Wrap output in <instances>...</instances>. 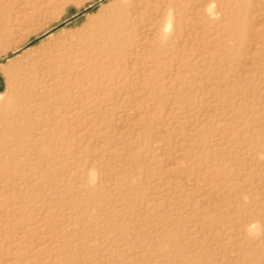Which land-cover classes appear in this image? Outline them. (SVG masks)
Here are the masks:
<instances>
[{"label":"rangeland","instance_id":"rangeland-1","mask_svg":"<svg viewBox=\"0 0 264 264\" xmlns=\"http://www.w3.org/2000/svg\"><path fill=\"white\" fill-rule=\"evenodd\" d=\"M0 264H264V0H0Z\"/></svg>","mask_w":264,"mask_h":264},{"label":"bare ground","instance_id":"bare-ground-1","mask_svg":"<svg viewBox=\"0 0 264 264\" xmlns=\"http://www.w3.org/2000/svg\"><path fill=\"white\" fill-rule=\"evenodd\" d=\"M9 1L10 2L14 1L15 3H19L20 0H9ZM17 9H18V6H17ZM30 19H31V14L26 13L24 10H22V8H19L16 14L4 17L3 20L6 23L7 34H15L16 31H18V29L24 30L26 26L29 24ZM48 60L50 59L46 57L45 62L47 63H43L45 65L42 64L41 66H40V63H35L34 70H40V69L50 67V65L53 64V61L49 62Z\"/></svg>","mask_w":264,"mask_h":264}]
</instances>
